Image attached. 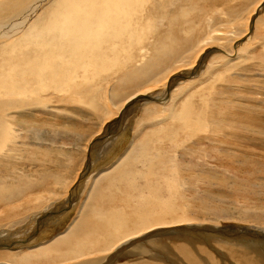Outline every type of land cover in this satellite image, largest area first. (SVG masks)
<instances>
[{"label": "bare ground", "instance_id": "6f19581e", "mask_svg": "<svg viewBox=\"0 0 264 264\" xmlns=\"http://www.w3.org/2000/svg\"><path fill=\"white\" fill-rule=\"evenodd\" d=\"M263 2L0 0V264H264Z\"/></svg>", "mask_w": 264, "mask_h": 264}, {"label": "rangeland", "instance_id": "374dc122", "mask_svg": "<svg viewBox=\"0 0 264 264\" xmlns=\"http://www.w3.org/2000/svg\"><path fill=\"white\" fill-rule=\"evenodd\" d=\"M250 2L252 1V0H249ZM259 15H264V2L261 4V6L259 7ZM188 79V78H187ZM186 79V80H187ZM202 79H206V78H202ZM199 83H201V82H199ZM178 85V84H177ZM160 96L161 95H159V98H160ZM168 97V96H167ZM167 97H165L164 99H167ZM159 101V100H158ZM140 101H138V105H140L141 103H139ZM136 112V111H135ZM138 113H136V114H133V115H137ZM132 114H130L129 116H128V118H131L132 116H133ZM117 120V119H116ZM30 121H32V120H30ZM34 122H36L37 124H39V123H41V124H43V125H45V128L46 129H49V133L51 132L52 133V131H54V134H51V137H55V138H57L58 137V119H52V120H47V119H39V120H35ZM114 122H115V120H114ZM50 125V126H49ZM77 125H79V124H77ZM79 128H81V127H79ZM53 129V130H52ZM126 129V130H125ZM133 129V127L131 126V127H126V128H124V130H123V136H122V134H119L118 136H117V138H118V141L116 140V145H117V143H121V144H125V146L127 147L128 145H129V143L131 142V130ZM114 131V130H113ZM130 131V132H129ZM128 132V133H127ZM114 133V132H113ZM117 134V133H116ZM120 135H121V137H120ZM125 137V138H124ZM131 137V138H130ZM116 138V139H117ZM122 138V139H121ZM120 139V140H119ZM126 139V140H125ZM123 140V141H122ZM130 140V141H129ZM123 142H125V143H123ZM113 147H114V143H113ZM114 149H112V151H113ZM90 158V157H89ZM90 161V160H89ZM89 161H87V162H89ZM97 163L98 162H101L100 160H98V161H96ZM88 165V164H87ZM95 165H93V166H91L92 168L94 167ZM90 167V168H91ZM91 168V169H92ZM226 168H228V166L227 167H223L222 168V170L224 171V175H227L228 174V172H230L229 173V178L230 179H228L227 181H226V184H225V188L224 189H226L227 188V185H229L230 187H232V188H237V189H239L241 186H244V188H248V184H247V182H243L241 179H236V178H238V176L234 173V171L232 170V169H230V171H226L225 169ZM88 169V170H87ZM91 169H89V168H87V166L85 167V169H84V171H83V173H82V176H81V181H82V177H83V180H85L89 175H90V173L92 172V170ZM85 174V175H84ZM256 175H258V176H260L259 175V173H257ZM81 181L80 182H78L77 184H76V186H80V183H81ZM75 186V187H76ZM74 187V188H75ZM74 188H72V190H71V194L69 193L68 194V198L66 197V198H63L62 200H61V205H59V207L60 208H62L61 210V220H63V221H61L63 224H64V226L65 225H67V223H69L71 220H72V218H74V216H75V212H76V210H77V207H78V204H79V200H80V198H81V194L79 195V193L78 192H73V189ZM259 188V183H258V181L257 180H255L253 183H252V185L250 186V188L249 189H258ZM214 190H217L215 187H214ZM241 192V195H242V197H243V199L246 197V196H248V193H247V190L246 191H240ZM78 193V197L76 198V199H73V196H75L76 194ZM70 196V197H69ZM206 197V193H204V192H202V193H200V194H198L197 195V197L196 198H194L195 200H197L198 202H201V201H203V199ZM70 198V199H69ZM228 198H229V200H231L232 199V197H230V196H228ZM69 200H72L73 201V206H72V208H71V205H69V204H67V201H69ZM60 201H58V203H59ZM68 205V206H67ZM75 205V206H74ZM55 206H56V204H55ZM62 206V207H61ZM64 206V207H63ZM58 207V206H57ZM67 207V208H66ZM69 207V208H68ZM195 208H197V206H194ZM228 207H237V202H235V203H232V204H230ZM66 209V210H64V209ZM70 209V210H69ZM64 210V211H63ZM68 210V211H67ZM75 211V212H74ZM36 214H38V213H36ZM36 214H35V216H36ZM66 215H68V219H66L67 217H66ZM34 215L33 216H31V217H35ZM64 216V217H63ZM29 218L28 219V221H26L24 224H28L29 222H31L30 220L32 219V218ZM58 218H60V215L58 216ZM58 218L56 217V219H55V221L56 220H58ZM224 220H227V219H225L224 218ZM51 221H53V219L51 220ZM50 221V222H51ZM49 221H48V223H50ZM60 221H58V224L59 223H61ZM37 222H35L34 224H36ZM220 225H223V224H220ZM205 226H207V225H205ZM210 226H212V224H210ZM217 226H219V225H217ZM235 230V229H234ZM202 232H204L205 233V230H203ZM262 234V237H261V239L260 238H258V239H255V237H252V239L251 238H249V237H247V236H243L242 238H249V239H251V240H262V241H264V234L263 233H261ZM53 236H51V237H49V238H47V239H50V238H52ZM24 239L27 241V242H29V240H31L29 237H24ZM205 243V245H207V246H210V245H208L206 242H204ZM210 244H212L214 247H217L216 245H215V243L214 242H209ZM4 248V249H3ZM3 248H0V251L1 250H5V247H3ZM27 247H24V248H20L21 250H25ZM19 248L17 249V248H14V249H12V248H6V251H10L11 250V252H15V251H19L20 250ZM27 249H29V247L27 248ZM209 249H212L213 250V248H209ZM225 252L226 253H220V256H219V254L218 253H216V260H218V262L219 263H222V262H225L226 264H243V260H242V258L241 257H236V258H233L230 254H229V251L226 249L225 250ZM252 258L253 257H247V262H246V264H252Z\"/></svg>", "mask_w": 264, "mask_h": 264}, {"label": "water", "instance_id": "95a60500", "mask_svg": "<svg viewBox=\"0 0 264 264\" xmlns=\"http://www.w3.org/2000/svg\"><path fill=\"white\" fill-rule=\"evenodd\" d=\"M193 77V73H190L189 75H185L184 73L179 74L176 79H177V83L179 81L182 80H186L187 78H192ZM48 223V222H47ZM50 224V223H48ZM48 226V225H47ZM207 233H211L214 234L217 238H221V239H241L244 235L252 238L255 237V239H258L260 237H262L261 233H257V232H253L252 229H232V227H215V228H205ZM236 231V232H235ZM53 232L50 233V235ZM47 237V236H46ZM27 244V243H25ZM8 244L0 242V247H6Z\"/></svg>", "mask_w": 264, "mask_h": 264}, {"label": "snow or ice", "instance_id": "6c2138e0", "mask_svg": "<svg viewBox=\"0 0 264 264\" xmlns=\"http://www.w3.org/2000/svg\"><path fill=\"white\" fill-rule=\"evenodd\" d=\"M37 8L39 9V5H37ZM53 210H55V209H53ZM24 227H27V224H25V225H23Z\"/></svg>", "mask_w": 264, "mask_h": 264}]
</instances>
